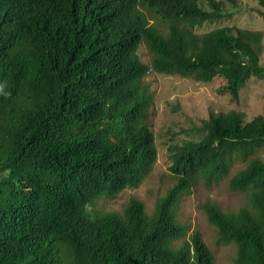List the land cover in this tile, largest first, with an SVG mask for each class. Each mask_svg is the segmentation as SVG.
Here are the masks:
<instances>
[{
    "label": "trees",
    "instance_id": "trees-1",
    "mask_svg": "<svg viewBox=\"0 0 264 264\" xmlns=\"http://www.w3.org/2000/svg\"><path fill=\"white\" fill-rule=\"evenodd\" d=\"M225 18L220 0H0V84L9 93L0 94V264H215L199 231L186 238L180 199L200 178L209 186L227 178L238 160L245 167L229 187L250 206L203 210L219 242L235 244V264H264L263 115L212 112L200 140L171 146L177 182L151 215L137 199L122 213L97 209L138 187L157 161L142 84L150 72L221 77L234 98L264 77L262 32L194 31Z\"/></svg>",
    "mask_w": 264,
    "mask_h": 264
},
{
    "label": "rangeland",
    "instance_id": "rangeland-1",
    "mask_svg": "<svg viewBox=\"0 0 264 264\" xmlns=\"http://www.w3.org/2000/svg\"><path fill=\"white\" fill-rule=\"evenodd\" d=\"M220 1H224L225 11L231 13L232 18L207 22L203 26H197L194 31L202 34L221 27L260 31L263 34L260 65L264 66V20L257 13V0H234L236 5L229 0ZM150 22L159 26L155 20ZM163 29L166 32L164 27ZM138 53L142 62L149 65L152 55L144 44L140 46ZM142 84L148 87L152 95L146 123L155 134L157 161L151 173L138 187L127 188L113 198H101L97 204V209L101 212L122 213L129 200L137 199L144 203L146 213L151 215L157 200L163 198L177 182V178L169 171L172 165L169 148L200 140L203 134L198 129L210 113L243 112L247 122L258 115L264 116V77H251L238 98L226 91V81L221 77L202 83L178 75L150 72L143 78ZM256 157L264 161V147L257 151ZM244 167V163L236 161L227 178L210 186L200 178L180 199L178 219L188 228L186 238L193 231H199L214 256L215 264H235L237 248L233 243L219 242L218 231L208 222L203 206L215 203L227 213H236L241 208L249 207V195L234 192L229 187L230 179ZM181 242L182 240L178 241L176 246Z\"/></svg>",
    "mask_w": 264,
    "mask_h": 264
},
{
    "label": "clouds",
    "instance_id": "clouds-1",
    "mask_svg": "<svg viewBox=\"0 0 264 264\" xmlns=\"http://www.w3.org/2000/svg\"><path fill=\"white\" fill-rule=\"evenodd\" d=\"M4 87L5 85L3 84H0V94L2 95H8L9 93H6L4 91ZM93 213V208H92V205L91 203H85L84 205V214L89 218V219H94V216L92 215Z\"/></svg>",
    "mask_w": 264,
    "mask_h": 264
}]
</instances>
